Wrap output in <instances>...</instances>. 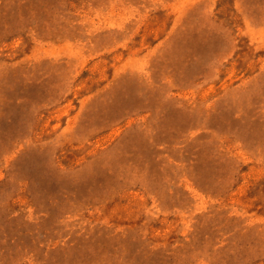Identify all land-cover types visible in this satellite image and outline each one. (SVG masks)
<instances>
[{"label":"rangeland","instance_id":"374dc122","mask_svg":"<svg viewBox=\"0 0 264 264\" xmlns=\"http://www.w3.org/2000/svg\"><path fill=\"white\" fill-rule=\"evenodd\" d=\"M0 264H264V0H0Z\"/></svg>","mask_w":264,"mask_h":264}]
</instances>
